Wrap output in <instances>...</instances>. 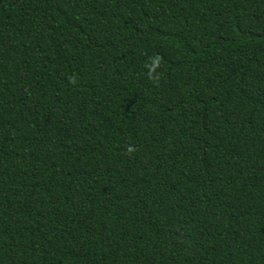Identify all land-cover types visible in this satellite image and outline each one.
Instances as JSON below:
<instances>
[{"label":"trees","instance_id":"16d2710c","mask_svg":"<svg viewBox=\"0 0 264 264\" xmlns=\"http://www.w3.org/2000/svg\"><path fill=\"white\" fill-rule=\"evenodd\" d=\"M0 264H264V0H0Z\"/></svg>","mask_w":264,"mask_h":264}]
</instances>
